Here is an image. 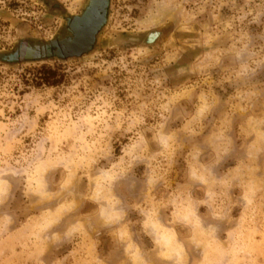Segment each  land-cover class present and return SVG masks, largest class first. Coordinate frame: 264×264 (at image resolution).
<instances>
[{
    "label": "rangeland",
    "instance_id": "374dc122",
    "mask_svg": "<svg viewBox=\"0 0 264 264\" xmlns=\"http://www.w3.org/2000/svg\"><path fill=\"white\" fill-rule=\"evenodd\" d=\"M0 264H264V0H0Z\"/></svg>",
    "mask_w": 264,
    "mask_h": 264
},
{
    "label": "bare ground",
    "instance_id": "6f19581e",
    "mask_svg": "<svg viewBox=\"0 0 264 264\" xmlns=\"http://www.w3.org/2000/svg\"><path fill=\"white\" fill-rule=\"evenodd\" d=\"M95 11V10H94ZM160 15H157V16H152L154 22H158L160 20ZM100 12L99 11H95L93 12L92 15H90L89 18H86V20L83 21V23L81 24V30L79 32L80 34V38H79V42H88L90 36H91V29L93 28L94 25L97 24L98 20L100 19Z\"/></svg>",
    "mask_w": 264,
    "mask_h": 264
},
{
    "label": "trees",
    "instance_id": "16d2710c",
    "mask_svg": "<svg viewBox=\"0 0 264 264\" xmlns=\"http://www.w3.org/2000/svg\"><path fill=\"white\" fill-rule=\"evenodd\" d=\"M41 81L44 83L50 84V85H55L58 83L57 79V72L56 70L53 69H47L44 71L43 76L41 77Z\"/></svg>",
    "mask_w": 264,
    "mask_h": 264
}]
</instances>
